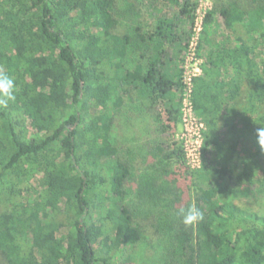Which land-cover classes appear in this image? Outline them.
Returning <instances> with one entry per match:
<instances>
[{"label":"trees","instance_id":"obj_1","mask_svg":"<svg viewBox=\"0 0 264 264\" xmlns=\"http://www.w3.org/2000/svg\"><path fill=\"white\" fill-rule=\"evenodd\" d=\"M196 8L0 0V67L17 86L0 107V264H264V213L249 205L264 194V0H214L205 17L203 165L191 170L168 135ZM191 204L204 219L185 226L177 213Z\"/></svg>","mask_w":264,"mask_h":264},{"label":"built area","instance_id":"obj_2","mask_svg":"<svg viewBox=\"0 0 264 264\" xmlns=\"http://www.w3.org/2000/svg\"><path fill=\"white\" fill-rule=\"evenodd\" d=\"M213 5L214 0H197L191 37L187 44L183 62L181 121L184 128L180 141L186 155L187 165L191 170L201 168L203 165L206 126L194 109L193 90L196 78L203 74L204 58L199 54V48L205 29V17Z\"/></svg>","mask_w":264,"mask_h":264},{"label":"rangeland","instance_id":"obj_3","mask_svg":"<svg viewBox=\"0 0 264 264\" xmlns=\"http://www.w3.org/2000/svg\"><path fill=\"white\" fill-rule=\"evenodd\" d=\"M197 1V0H196ZM218 19L223 21L222 17L218 16ZM193 27V26H192ZM192 32V30H191ZM191 37V33L188 37V40H187V44L189 42V39ZM186 51V50H185ZM185 51H184V57H185ZM204 58V57H203ZM228 80V79H227ZM245 93H246V88H242V93H241V96L239 98V103L240 102H243L244 101V96H245ZM184 126L182 124V121L180 120V123L175 127V129L173 128L170 132V134L168 135L169 136V142L172 143L173 140H177L180 144H181V133H182V130H183ZM140 136L139 137V140L135 143V144H132V152L135 154L136 156V162L140 165V167L143 166V163H144V160L143 159V155H144V158L146 157V150H147V147H146V144H147V141L146 139H144V136L141 137V133L138 135ZM167 136V135H166ZM243 150V151H242ZM239 157L237 156L236 159H230L229 162L234 165V170H235V173H233L234 177L237 179V175L239 173H242L245 171L244 169V165L241 161V156L243 154H246L247 151H245L244 149H240L239 150ZM251 154L250 155H247V160H255L256 159H259V155L262 151L258 150V148L254 147L253 150H251ZM148 158L150 159V156H148ZM209 158H210V161H212L213 164L215 165H219L220 164V161L217 159L216 157V153L212 150L211 153H209ZM262 162H264V160H262ZM175 167H177V165L175 164L174 165ZM188 169L189 166L186 165ZM231 182H235V180H231ZM133 198V200L136 198L133 194L131 196ZM249 205L251 207L252 210L254 211H259L260 213H264V194L260 195L259 197H256L255 196H251V198L249 199ZM140 248H135L133 250H129L128 253H130L131 255L135 256L136 257V261H142L140 258L141 256L139 255L140 253Z\"/></svg>","mask_w":264,"mask_h":264},{"label":"clouds","instance_id":"obj_4","mask_svg":"<svg viewBox=\"0 0 264 264\" xmlns=\"http://www.w3.org/2000/svg\"><path fill=\"white\" fill-rule=\"evenodd\" d=\"M16 82L12 75L0 67V107H7L10 101L16 98ZM258 143L264 148V127L257 130ZM177 215L185 226H192L204 219L203 211L195 204L187 208H180Z\"/></svg>","mask_w":264,"mask_h":264},{"label":"crops","instance_id":"obj_5","mask_svg":"<svg viewBox=\"0 0 264 264\" xmlns=\"http://www.w3.org/2000/svg\"><path fill=\"white\" fill-rule=\"evenodd\" d=\"M225 80H226V82H227V77H226V79H225Z\"/></svg>","mask_w":264,"mask_h":264}]
</instances>
